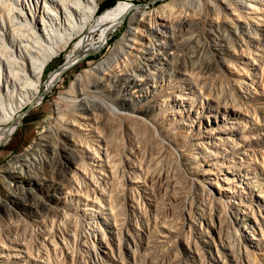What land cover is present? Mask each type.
I'll return each instance as SVG.
<instances>
[{
	"label": "bare ground",
	"instance_id": "1",
	"mask_svg": "<svg viewBox=\"0 0 264 264\" xmlns=\"http://www.w3.org/2000/svg\"><path fill=\"white\" fill-rule=\"evenodd\" d=\"M97 7L98 0H0V143L12 133L20 111L27 105L38 103L41 98L43 92L40 84L46 65L60 52L66 51L73 40L66 53V62L63 63V68H66L76 60L86 41L92 43L93 30L99 27L102 19L107 16L103 14L97 18ZM116 11L115 9L113 12ZM178 28L186 29L188 34L177 39L175 32ZM198 34L209 38L207 48L211 57L204 61L201 59V63L198 60L194 66L190 63L193 61L190 59L192 56L185 57L181 49L190 42L196 43L195 37ZM263 42L264 0H168L147 11L139 6L134 7L124 33L115 39L108 51L94 64L83 68L64 93L62 92L60 99L70 100V104L66 105V108L57 107L54 122L35 134L22 151L0 165V211L4 215L8 214L7 218H11L12 213L18 215L20 209L25 212L39 209L47 211L46 213L51 212L52 215L70 216L67 208L62 209L60 204L70 202L74 195L83 196V192L79 190L82 187V179L89 178L95 182L94 173L106 170L112 174L115 172L113 162L121 150L117 149L118 145L115 148L112 144L119 141L122 145L126 143L122 148L128 156L126 153L120 155L132 171L137 165L126 157L133 156L140 148L144 147L143 150H146L147 140L151 144L150 149L147 146L149 152L157 147L155 153L162 156L167 153L172 156L176 166L205 192L204 179L198 180L196 176L202 174L200 170L205 171V174L210 169L200 163L205 161L204 158L209 161L210 156L216 152V146L220 144L216 141L221 139H216V135L223 132L224 124H220L219 128L203 125L205 129H200L198 123L197 129L194 130L192 126L198 113L189 105L198 101L195 106L201 103L207 113L213 110H223L230 115L244 113L241 108L247 103L245 99L254 91L250 90L248 84H264V71L260 68L264 63ZM187 59L191 60L188 62L192 64L190 68L186 65ZM198 66L201 71L205 69L208 74H213H198L194 70L196 67L198 69ZM256 69L260 70L257 75L254 72ZM168 71L174 72V77H171L172 74ZM61 73L62 70L52 81L54 82ZM247 79L249 81H246ZM194 113L197 115L194 116ZM207 115L209 117V114ZM185 127L187 129H183ZM220 141L222 144V139ZM141 143L145 144L141 146ZM161 157L160 159H163ZM115 174L116 172L110 176L115 177ZM96 183L100 184L97 180ZM96 183L94 185L99 186ZM101 188L98 189L100 195H106ZM107 197L98 198V205L94 199V203L100 208L99 213L104 215H100L101 221L105 220V225L108 227L111 224L112 228L116 225V214L112 206L113 201L110 203L112 198L109 200ZM210 197L212 202L225 206V202L219 197ZM131 200L133 202L128 205L133 209V215L138 212L140 214L137 201ZM197 207L200 209V206ZM227 207L230 208L229 205ZM134 209L137 212H134ZM102 210L104 212H101ZM231 210L236 216L238 211H241L238 208ZM71 217L77 218V215ZM93 217L86 222L87 226L89 225V234L97 238L98 234H101L104 240V228H101ZM17 219L15 221L18 222ZM53 220L54 218L51 221ZM129 220L127 218V223ZM12 221L14 220H11V223ZM67 222H70V217ZM45 223L47 226V222ZM65 227L67 229L64 233L70 234L68 227ZM4 233L6 232L0 229V235L3 234L2 238L6 237L8 241L2 247L10 251L5 256L16 257L20 253H26L28 249H25L23 241L17 236L11 237ZM22 234L24 235L23 231ZM62 234L59 236L60 241L65 239V234ZM123 239L125 242V238ZM132 241L134 242L133 238ZM91 243L95 249V244ZM48 256L50 258V255ZM95 258L98 260L96 250Z\"/></svg>",
	"mask_w": 264,
	"mask_h": 264
},
{
	"label": "rangeland",
	"instance_id": "2",
	"mask_svg": "<svg viewBox=\"0 0 264 264\" xmlns=\"http://www.w3.org/2000/svg\"><path fill=\"white\" fill-rule=\"evenodd\" d=\"M106 1L108 2V6L99 11L100 4ZM167 1L98 0L99 7L95 11V16L97 18L103 14L107 16L102 19L99 27L93 30L92 43L89 44V41H86L76 60L66 66V68H63V63L66 62V53L71 47L73 40L69 43L66 51L60 52L46 65L40 84L43 94H41L38 103L31 106L27 105L20 111V117L15 123L12 133L4 140L5 142L0 143V165L22 151L23 147L40 130L54 122V118L57 115V107L66 108V105L70 104V100L60 99V96L83 68L94 64L108 51L115 39L124 33L134 7L139 6L141 9L147 11ZM115 9L117 11L113 12ZM185 30L178 28L179 32H175V37L177 36L176 38L180 39L186 36L188 33ZM177 32L182 36L177 34ZM205 37L204 34H198L195 37L198 44L190 42L191 46L188 44L185 48L181 49L185 57L192 56L190 59L193 61L187 59L186 65L188 67L192 64L195 66V63L197 65L198 60L201 63L202 60L204 61V59L211 57L210 50L207 48L210 40H208V37L205 39ZM205 43L206 45H204ZM196 45H200L199 48ZM262 47L264 49V42ZM197 50L200 52H197ZM251 51L256 52L255 50ZM262 62H264V58ZM260 68L264 71V63L260 65ZM199 69L200 67L198 66V69L196 67L194 70L198 74L207 72L205 69L202 71ZM61 70V75L53 82L52 79L56 78ZM168 72L172 74L171 77H174V72ZM254 72L257 75L260 70L257 71L256 69ZM205 73H202V75L213 74ZM246 81H249V79ZM250 85L248 84V87H250L251 91H254L251 92L249 98L245 99L247 103L241 108L244 113L230 115L226 111L223 112V110L219 112L213 110L211 113H207L204 108L205 106L201 107V103L195 106L198 101H194L189 105L198 113V115L194 113V116L197 115V118H194L197 123L195 122L194 126H192L194 130L197 129L198 123H200V129L203 128V125L204 127L219 128L220 124H224L222 127L223 132L216 135V139L221 137L223 143L221 144V139L217 140L216 143L220 144L216 146V154L214 153L213 156H210L209 161H206V158H204L206 162L201 161L200 163L201 166L210 168L211 170L208 169V172L205 174H203L205 171L200 170L202 174H197L196 176L198 180L204 179L205 192L197 187V184L190 176L188 177V174L185 173V175L184 171L182 172V169L176 166L172 156V159H170L171 157L167 153L165 154L168 156L155 153L157 147L151 149L149 152L151 144L147 140L145 143L148 142L146 144L149 149L147 146L145 147L146 150L144 149L145 151L143 150L144 147L140 148V150L142 149L141 151L137 150L133 156L126 157L128 161L137 165V167L134 166L132 171L123 158H121L123 153L127 154V152L123 151L126 143L122 145L117 140V137L116 140L119 141V144L115 140V143L113 142L114 144L112 145L114 147L119 146L117 149L121 150V155L119 154V159L117 158L113 162L116 169L115 177H111L115 172L112 174L109 170H106L105 172L94 173L96 176L95 182H92L93 179L90 180L89 178L90 181L87 178L82 179L83 181L80 186H84L85 188L83 187L84 191L82 187L79 190L81 193L83 192L82 195L84 197L74 195V198H71L73 200L70 199L72 202L69 200L70 202L65 201L60 204L63 207L62 209L67 208L70 216L52 215L53 213L51 212L46 213L47 211L39 209V211L37 210L38 213L35 210L25 212L20 209L18 215L12 213L10 215L11 218H7L9 217L8 214H5V216L0 211V229L6 232L4 234H9L8 236H17L21 242L23 241L25 249H28L26 250V255L20 253L16 257H12V255L5 256L10 251H6L2 247L8 241L5 239L6 237L2 238L4 235L1 234L0 264H264V84L256 82V84L250 83ZM201 108L202 110H200ZM202 112H204V115L201 114ZM205 114H209V117ZM199 119L200 122H198ZM145 143H141V146ZM139 153L142 154L139 155ZM148 155L150 158H147ZM157 156L161 158L165 156V159L156 158ZM117 163L120 164L117 165ZM122 165H125V167ZM132 175L136 178H133ZM96 180L100 184H97ZM95 183L99 186H95ZM100 188L106 195H100V190L98 191ZM130 191L132 192L129 193ZM84 192L85 194L88 193L87 196ZM95 194L99 196L97 197ZM129 194L130 196H128ZM103 196H108L109 198L107 197L106 199L109 200L112 198L110 203L113 201L112 206L116 214V225L112 226L113 229L111 228V224L107 227L105 225L107 222L103 219L101 221L100 218L101 214L102 217L104 215L103 213H99L100 208H97V200L98 198L103 199ZM210 196L219 197L222 202H225V206L222 203L220 205L219 203L212 202L213 200ZM85 197L90 200L88 201ZM94 199H96L97 205L94 203ZM131 199L137 201V206H140V214L138 212L136 215L135 213L133 215V209L131 210V207L128 205L133 202ZM228 205L230 208L227 207ZM197 206H200V209ZM201 208L202 211H200ZM233 208L241 209V211H238L237 216L233 214L231 210ZM135 211L137 212L134 209ZM101 212L104 211L102 210ZM72 215L73 217L77 215V218H72ZM69 217L70 222H67L69 221ZM91 217L94 218L93 220L101 228H104V240L101 234H98V238L95 235L93 236V234V237L89 234V225L87 226L86 222L91 220ZM126 217L130 219L128 223ZM71 218L74 219L73 221H76V223L74 222L75 224ZM81 219H86L87 221ZM11 220H14L12 221L13 223H11ZM24 220L26 221L24 222ZM42 220L47 222V226ZM61 220L62 222H60ZM65 221L67 223H64ZM77 222L78 225H81L78 226ZM82 225L86 227V231H84L85 227H82ZM43 226L46 228L44 229ZM56 226L61 228H56ZM65 226L68 227V233L70 234L64 233L67 229ZM4 227L5 229L7 228V231ZM8 227L10 228L8 229ZM80 227L82 228L80 229ZM35 229L37 232L34 231ZM9 230L12 232H9ZM72 230H74L73 233H71ZM60 232L65 234L63 241L59 240ZM21 236L25 237L21 238ZM123 238H125V242ZM91 242L95 244V249L91 245ZM95 250L98 254V260L95 258ZM48 255H50V258ZM45 257L46 259H43ZM45 260L47 261L44 262Z\"/></svg>",
	"mask_w": 264,
	"mask_h": 264
},
{
	"label": "trees",
	"instance_id": "3",
	"mask_svg": "<svg viewBox=\"0 0 264 264\" xmlns=\"http://www.w3.org/2000/svg\"><path fill=\"white\" fill-rule=\"evenodd\" d=\"M105 6H108V2H103L102 4H100V8L99 11H101Z\"/></svg>",
	"mask_w": 264,
	"mask_h": 264
}]
</instances>
